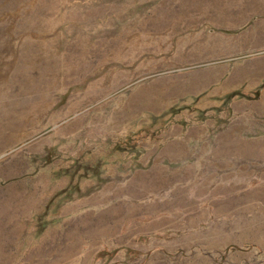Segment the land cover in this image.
I'll use <instances>...</instances> for the list:
<instances>
[{"label": "rangeland", "instance_id": "rangeland-1", "mask_svg": "<svg viewBox=\"0 0 264 264\" xmlns=\"http://www.w3.org/2000/svg\"><path fill=\"white\" fill-rule=\"evenodd\" d=\"M0 264H264V0H0Z\"/></svg>", "mask_w": 264, "mask_h": 264}]
</instances>
